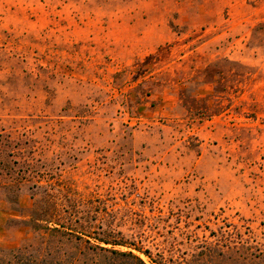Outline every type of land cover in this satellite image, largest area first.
Instances as JSON below:
<instances>
[{
  "label": "rangeland",
  "instance_id": "374dc122",
  "mask_svg": "<svg viewBox=\"0 0 264 264\" xmlns=\"http://www.w3.org/2000/svg\"><path fill=\"white\" fill-rule=\"evenodd\" d=\"M54 210L146 264H264V0H0V251Z\"/></svg>",
  "mask_w": 264,
  "mask_h": 264
},
{
  "label": "trees",
  "instance_id": "16d2710c",
  "mask_svg": "<svg viewBox=\"0 0 264 264\" xmlns=\"http://www.w3.org/2000/svg\"><path fill=\"white\" fill-rule=\"evenodd\" d=\"M54 211L48 218L38 215L33 220L34 228L47 231L41 247L0 251V264H146L132 252L115 249L125 243L110 233L93 231L95 229H90L89 225L66 224L61 221L59 212ZM71 220L68 222H73ZM139 251L150 256L149 251Z\"/></svg>",
  "mask_w": 264,
  "mask_h": 264
}]
</instances>
